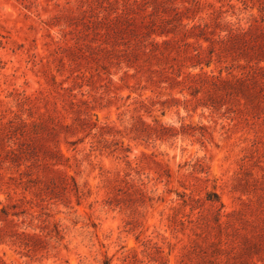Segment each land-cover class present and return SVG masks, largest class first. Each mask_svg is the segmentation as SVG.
Here are the masks:
<instances>
[{
	"label": "rangeland",
	"instance_id": "obj_1",
	"mask_svg": "<svg viewBox=\"0 0 264 264\" xmlns=\"http://www.w3.org/2000/svg\"><path fill=\"white\" fill-rule=\"evenodd\" d=\"M138 1L126 23L127 0H0V264H264V145L250 141L264 122L160 83L167 62L151 44L174 42L161 51L185 73L241 71L229 55L194 66L184 58L199 42L207 61L209 41L148 29L174 10L200 24L230 2L224 21L257 32L261 5Z\"/></svg>",
	"mask_w": 264,
	"mask_h": 264
},
{
	"label": "trees",
	"instance_id": "obj_2",
	"mask_svg": "<svg viewBox=\"0 0 264 264\" xmlns=\"http://www.w3.org/2000/svg\"><path fill=\"white\" fill-rule=\"evenodd\" d=\"M261 5V11L264 12V1L257 0ZM248 0H243L242 4L247 7ZM193 9L199 10L201 4L198 0H191ZM143 2L138 0H127L125 9L122 11L119 17H121L123 22L128 23L130 20V13L134 12L136 8L142 7ZM210 11L208 17L202 19V23L194 24L189 26L183 24L182 13L174 10V19L168 20L166 18H161L159 22L152 21L149 24L148 29L151 33L158 32L162 35L176 34L178 30L183 31L186 38L195 37L197 41L201 38L209 41L211 46L208 47L209 56L206 61V57H203V53L199 49L202 46L197 42V47L195 51L197 52L194 56H187L185 60L194 61L196 65L202 66L205 64L208 68L212 62V59L217 55L219 62H222L226 56L232 59L230 66L226 69L239 70L241 73L239 75H234L232 72L231 78H223L221 76H211L205 72L193 74L191 72L185 73L183 68L185 67L183 61H177V59H172L175 63H169L171 60L170 56L165 55L161 51L162 47L171 45V40L163 41L161 44L157 42H152V49L150 50L153 56L157 52L161 53L162 58L167 62L166 66L154 70L152 73L158 75L160 78V83L170 82L173 85L183 84L187 88L194 91L193 95L196 97L201 91H206L207 101L204 105L211 106L215 110H221L226 99L232 101L236 105V109L230 108L228 112L234 115V117H239L247 113L249 115V122L254 124L258 120L264 122V29L253 31V24L249 28H242L236 24H231L230 22L224 21V15L230 10L235 11L236 7L230 2H223L221 6L216 7L212 4H208ZM159 11L156 10L154 14ZM257 22V18H253ZM118 21V20H116ZM150 33V34H151ZM208 35H212L208 38ZM191 44L184 41L183 46H190ZM147 48V46H144ZM124 57L130 66L134 64V59L137 60L139 55L136 53H130L128 51L124 52ZM205 62V63H204ZM241 62H245L241 64ZM203 71V68H201ZM222 71V70H221ZM183 78L182 81H178V78ZM169 83V84H170ZM206 97L204 99H206ZM143 106H146L142 102ZM264 136H256L255 139L250 140L252 143V150L257 148L259 143L264 145ZM257 155H253L256 163H260L262 155L259 153V149L255 151ZM12 157H17L18 154L14 150L8 153ZM25 174H20L19 178L12 179L13 181H19L20 185H27L32 183V180L26 182ZM5 216H9L7 207H4L1 211ZM17 215L16 213H13ZM17 237L29 246L28 239L30 236L25 233H18ZM34 236H31V238Z\"/></svg>",
	"mask_w": 264,
	"mask_h": 264
}]
</instances>
